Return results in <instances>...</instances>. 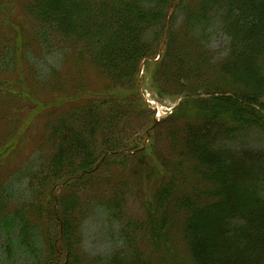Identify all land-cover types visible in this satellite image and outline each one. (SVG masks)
Wrapping results in <instances>:
<instances>
[{
	"label": "trees",
	"instance_id": "trees-1",
	"mask_svg": "<svg viewBox=\"0 0 264 264\" xmlns=\"http://www.w3.org/2000/svg\"><path fill=\"white\" fill-rule=\"evenodd\" d=\"M177 1L22 0L10 15L24 17L25 28L7 15L0 21L13 31L0 47V104L16 102L24 130L36 122L41 130L25 197L14 201L0 179L6 264L17 254L27 255L25 264H164L169 205L184 213L192 264H264V0H180L173 8ZM215 32L227 47L212 64L194 37ZM54 51L62 53L59 69L69 63L74 78L38 72L31 54ZM143 62L144 72L157 67L151 89L180 99L157 124L138 92ZM81 72L98 78L78 80ZM8 74L15 78L4 83ZM245 133L260 146L238 143ZM18 140L0 141V161ZM101 173L154 181L142 223L126 218V183L117 179L105 197ZM197 180L202 190L188 192ZM91 191L122 239L105 258L82 251L81 224L95 205L79 193Z\"/></svg>",
	"mask_w": 264,
	"mask_h": 264
},
{
	"label": "rangeland",
	"instance_id": "rangeland-1",
	"mask_svg": "<svg viewBox=\"0 0 264 264\" xmlns=\"http://www.w3.org/2000/svg\"><path fill=\"white\" fill-rule=\"evenodd\" d=\"M21 4L22 0H0V21L9 16L11 22L14 23V26L18 28H25L28 24H25L24 17H13V14H17L16 7L20 9ZM13 7H15V10L11 16L10 13H12L11 10ZM1 10L4 14H2ZM178 17L180 16L178 15ZM176 21L177 22L175 24L178 25L180 23V18ZM8 33H13L12 29L0 22V47L2 46L4 35ZM215 33L216 34H213L212 36H207L205 39L204 36L194 37L195 43L197 41L196 44L205 48V52L212 64H216L224 60L227 47L226 37L220 33ZM35 51L37 53L42 52L41 49L38 48H35ZM61 54V51H54L50 54L44 52L40 56L37 54H31V59L36 65L38 72L41 75H45L49 72V69H59L61 67ZM143 67H146V64H144ZM156 69L157 67L151 64L148 66V70H146V72L143 71L142 74H139L137 80L139 95L153 113H157L158 111L163 113L166 111L165 109H172V112H174L180 99L169 98L167 96L161 97L151 89L150 75L151 72L156 71ZM64 70L70 72L74 78L72 65L65 62L63 67L57 71L64 72ZM13 78H15V76L8 74L4 76L2 81L4 83H8L13 80ZM97 78V76L94 77L89 72H81L78 80L87 79L88 83L92 84ZM2 89H4V87H2L1 90ZM39 93L41 96L45 95L42 91ZM16 107V102H12L10 99H5L3 107L0 104L1 111L5 115V120L0 123V141H7L12 136L19 137L18 141L11 144L13 147L8 155L9 157L0 161V179L5 186H8V189L13 195L12 199L14 201H21L26 195L25 185L27 180L25 178V173L27 170L37 165V148L41 142V130L39 122L34 123L28 129L24 130V117H26V115L25 113L18 111ZM9 118L12 119L11 124L7 123ZM149 134L151 135V132H149ZM162 137L163 136L161 135L160 138L162 139ZM257 140L258 138L249 136L245 133L244 137L238 140V143L243 144L246 148H251L254 145H258ZM150 143L151 142H148L147 138H145L143 146L149 147L151 145ZM162 145L163 142H161L160 148ZM226 145L229 146L230 143H227ZM104 178L106 181L103 180ZM117 179H122V181L126 183V188H129V193L126 196L125 201L126 206L124 208V212L127 216L126 218L134 222L139 221L142 223L146 217L145 211H148L145 206L150 207V201L147 200V197L149 192L152 190L154 181H150L149 178L145 176L144 180L140 182V184H134L129 181L128 177L126 179L117 178L113 175L101 173L96 178V181L101 180L100 191H105V197L108 190L112 187V184H117ZM90 187L91 186L87 189ZM186 187V190L191 193H196L203 188L200 185L199 180L194 181L193 183L188 182ZM79 194L85 196L91 201L94 200L93 203L95 205V207L91 210L92 214L81 224L80 236L82 251L92 257H109L110 254L122 244V239L118 234V228L113 223L109 222L107 212L96 206V203H99V199L95 196L94 191H91V193L87 192L86 194L80 192ZM166 217L169 225L167 229V239L169 241L170 249L169 251H165L163 249L159 250V254L165 261L164 264H192L182 237L184 213H174L169 205L166 210ZM14 236L15 235L11 236V238H14ZM6 244V237L0 233V264H6V254L4 250ZM27 260V255L17 254L13 263L25 264Z\"/></svg>",
	"mask_w": 264,
	"mask_h": 264
}]
</instances>
